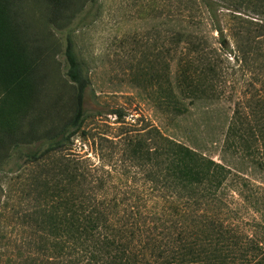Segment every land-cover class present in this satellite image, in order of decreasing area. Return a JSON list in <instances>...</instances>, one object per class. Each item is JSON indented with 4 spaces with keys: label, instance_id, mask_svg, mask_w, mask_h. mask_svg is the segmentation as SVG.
I'll list each match as a JSON object with an SVG mask.
<instances>
[{
    "label": "trees",
    "instance_id": "obj_1",
    "mask_svg": "<svg viewBox=\"0 0 264 264\" xmlns=\"http://www.w3.org/2000/svg\"><path fill=\"white\" fill-rule=\"evenodd\" d=\"M44 1L51 21L67 27L64 55L75 93L69 118L55 133L36 137L30 115L37 110L46 56L27 32L23 0H0V174L14 165V182L29 172L40 190L31 197L34 208L18 214L24 221L33 218L36 234L40 233L36 244L44 262L32 255L29 264H264V252L247 259V250L235 262L241 238L230 234L219 218L204 214L207 207L218 204L220 191L226 188L230 171L224 165L158 129H146L144 135H130L128 129L117 141L109 139L113 152L119 151L109 154V169L62 151L84 120L90 81L72 39L75 27L70 24L77 17L70 11L72 0ZM88 1L91 6L97 2ZM196 2L207 11L220 41L216 47L203 33L174 35L180 54L178 94L193 96L201 86L212 95L223 94L228 78L234 75L236 83L240 73L246 87L232 129H245V124L264 129V61L256 63L264 56V18L259 17L264 0L229 3L225 27L216 1ZM63 13L65 24L58 26ZM189 23L202 22L191 17ZM226 53L225 60L221 54ZM245 106L248 116L240 113V109L246 113ZM23 123L31 129H20ZM60 152L63 157L53 160ZM4 191L0 178V210ZM245 238L252 249L261 250L264 239Z\"/></svg>",
    "mask_w": 264,
    "mask_h": 264
},
{
    "label": "rangeland",
    "instance_id": "obj_2",
    "mask_svg": "<svg viewBox=\"0 0 264 264\" xmlns=\"http://www.w3.org/2000/svg\"><path fill=\"white\" fill-rule=\"evenodd\" d=\"M214 1L225 27L227 7L235 0ZM88 2H70V11L77 12L70 24L75 27L72 39L90 84L84 95V120L77 135L71 138V145L62 151L100 169H109V154L114 149L109 139L117 141L129 133L125 132L128 129L130 135L158 129L165 137L230 171L218 204L207 207L204 214L219 218L230 234L241 238L235 262H240L242 250H247V259L253 255L262 257L264 244L256 251L245 237L253 235L255 242L264 239V129L255 124L254 129H249L245 124V129L233 131L234 124L231 126L246 81L236 73V83L231 75L223 94L212 95L201 86L187 98L178 94L176 86L180 56L172 39L176 33H203L214 46H219L220 37L213 31L205 8L196 0H97L92 6ZM23 6L27 32L38 40L46 56L37 110L30 115L33 133L42 137L48 131L55 133L74 107L75 89L67 76L64 55L67 27L60 26L65 24V13L58 17L57 27L44 0H23ZM191 17L202 23L190 24ZM259 17L264 18V13ZM225 35L232 47L227 29ZM221 55L225 60L229 58L227 53ZM262 61L264 56L256 59V63ZM249 111L247 106L246 113L240 109L247 116ZM20 129L31 127L23 123ZM155 137L160 140L158 135ZM115 150L113 154L117 155L119 151ZM63 152L53 160L59 161ZM12 167L13 170L0 174L5 190L0 210V264H29L32 255L43 263L45 256L36 244L40 233L36 234L35 220L18 218V214L34 208L31 197L40 190L29 172L14 182L17 172L16 166ZM251 201L258 206H251Z\"/></svg>",
    "mask_w": 264,
    "mask_h": 264
}]
</instances>
